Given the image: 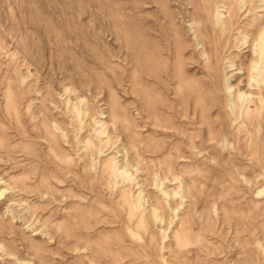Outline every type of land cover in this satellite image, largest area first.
<instances>
[{
  "label": "rangeland",
  "instance_id": "rangeland-1",
  "mask_svg": "<svg viewBox=\"0 0 264 264\" xmlns=\"http://www.w3.org/2000/svg\"><path fill=\"white\" fill-rule=\"evenodd\" d=\"M0 264H264V0H0Z\"/></svg>",
  "mask_w": 264,
  "mask_h": 264
}]
</instances>
